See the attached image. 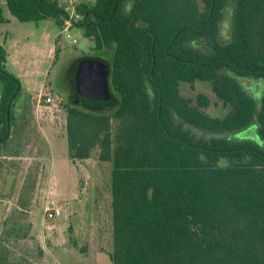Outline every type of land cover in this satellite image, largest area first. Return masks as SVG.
Masks as SVG:
<instances>
[{
    "label": "trees",
    "instance_id": "trees-1",
    "mask_svg": "<svg viewBox=\"0 0 264 264\" xmlns=\"http://www.w3.org/2000/svg\"><path fill=\"white\" fill-rule=\"evenodd\" d=\"M5 1L22 22L64 27L68 16L59 0ZM77 11L96 53L70 68L68 152L75 161L98 149L112 161V263L264 264V95L259 106L240 82L264 80V0H94ZM9 21L0 5V24ZM7 56L0 44V147L24 111ZM93 61L110 66V104L76 93V69ZM198 80L211 82L226 115L206 111V94L180 93Z\"/></svg>",
    "mask_w": 264,
    "mask_h": 264
},
{
    "label": "rangeland",
    "instance_id": "rangeland-1",
    "mask_svg": "<svg viewBox=\"0 0 264 264\" xmlns=\"http://www.w3.org/2000/svg\"><path fill=\"white\" fill-rule=\"evenodd\" d=\"M81 1L94 2L59 0L64 7ZM5 2L0 0V5L10 22L0 24V44L7 49L9 71L21 80L16 110L24 111L13 125L10 140L0 147V231L7 219L21 218L27 226L40 224L39 228L30 226L32 238L15 245L17 254L32 261L28 264H113L112 161L100 160L98 149L88 159L73 161L66 137L64 102L72 91L70 68L82 54L96 53L94 43L81 25L64 31L57 19L22 22L10 14ZM232 14L229 6L222 23L223 40L230 38ZM56 45L60 48L57 58ZM98 55L111 61L109 52ZM240 82L260 106L264 80L240 78ZM44 84L45 92L62 98L60 105L36 106ZM180 93L193 99L206 94L211 101L206 108L209 114L222 117L228 113L211 82L198 80L192 86L182 81ZM54 207L62 214L50 219L46 209Z\"/></svg>",
    "mask_w": 264,
    "mask_h": 264
},
{
    "label": "water",
    "instance_id": "water-1",
    "mask_svg": "<svg viewBox=\"0 0 264 264\" xmlns=\"http://www.w3.org/2000/svg\"><path fill=\"white\" fill-rule=\"evenodd\" d=\"M110 66L106 62L93 61L80 65L74 75L76 93L86 105L97 107L113 102L109 84Z\"/></svg>",
    "mask_w": 264,
    "mask_h": 264
},
{
    "label": "crops",
    "instance_id": "crops-1",
    "mask_svg": "<svg viewBox=\"0 0 264 264\" xmlns=\"http://www.w3.org/2000/svg\"><path fill=\"white\" fill-rule=\"evenodd\" d=\"M45 86H46V84L42 85L37 96L40 94V92H42V90L45 89ZM48 88L46 87V89H48ZM56 99H59V97L56 96ZM35 101H36V106L38 108H40L42 106H45L47 108L52 107V106L47 105L45 103H43L42 105H39L37 102V98H35ZM20 118H22V117H20ZM15 214H17V213H15ZM18 214H20V213H18ZM12 220L13 221H11V219L5 220V222L3 224V230H2V232L0 231V264H28L29 262H32V261L29 258H27L25 256V254H17V252L15 251V249H16L15 245H17L19 243V241H22L26 238H29V237L32 238V236L30 234L31 227L35 226L36 228H39L38 226H40V224H38L37 222H33V224H32V222H30L28 220L30 223L27 226V225H24V220L21 218L20 219H12ZM34 221H35V219H34ZM30 224H32V225H30ZM23 230H27V232L24 233ZM22 233H24V234H22ZM42 249L40 248L39 251H41ZM45 255H46V251H45V254L43 255V257H45ZM35 256L40 258L42 255L36 254Z\"/></svg>",
    "mask_w": 264,
    "mask_h": 264
},
{
    "label": "built area",
    "instance_id": "built-area-1",
    "mask_svg": "<svg viewBox=\"0 0 264 264\" xmlns=\"http://www.w3.org/2000/svg\"><path fill=\"white\" fill-rule=\"evenodd\" d=\"M65 10L68 13V16L65 18L63 30L69 31V29L75 25V22H78L82 19V14L77 11V6L75 3H71L70 5L66 6ZM67 36L70 37V34L68 33ZM73 42L76 43V39H73ZM37 102L39 105L45 103L50 106H58L60 105L61 100L56 99L52 93L42 90V92H40L37 97ZM46 213L48 218L53 219L60 216L62 214V210L58 207L47 208Z\"/></svg>",
    "mask_w": 264,
    "mask_h": 264
}]
</instances>
